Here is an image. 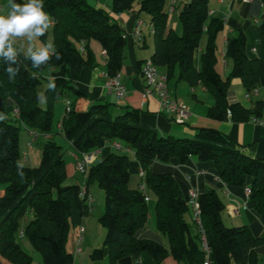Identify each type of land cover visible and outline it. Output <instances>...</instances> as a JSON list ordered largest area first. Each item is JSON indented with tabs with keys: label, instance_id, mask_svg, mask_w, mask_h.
<instances>
[{
	"label": "trees",
	"instance_id": "obj_1",
	"mask_svg": "<svg viewBox=\"0 0 264 264\" xmlns=\"http://www.w3.org/2000/svg\"><path fill=\"white\" fill-rule=\"evenodd\" d=\"M133 1L113 0L112 10H130ZM258 1L264 7V0ZM14 2L22 4L25 0ZM43 3L44 11L54 21L51 33L56 54L39 68L33 67L29 58L23 62L17 56L18 63L12 67L19 70L12 78L6 71L8 64L0 58V112L8 114L15 108L18 111L13 119L0 118V255L11 264H32L31 255L21 245L22 238L40 252L43 264H74L73 254L66 248L67 238L90 212L86 197L81 195L82 186L65 182L62 146L53 139L46 140L39 164H23L19 127L42 134L54 132L53 104L67 88L75 89L84 66L96 65L90 48L92 40L106 52L104 66L110 76L120 71L126 46V37L117 22L87 0ZM208 3L209 0L185 3L178 13L181 33L177 34L167 26L166 0H139L138 12L148 14L151 24L150 59L156 67L164 68L167 81L176 76L177 81L191 87L201 84L213 98L211 118L229 117L244 122L260 115L264 98L255 100L252 108L230 101V82L238 78L246 94L264 89V13L259 23L257 56L247 53L242 27H235V35L226 37L223 57H229L231 68L222 78L215 67L216 39L230 23L224 17L210 16ZM204 34L206 41L195 64L194 55ZM141 63L137 62L139 67ZM62 65L66 80L48 81L40 92L42 73ZM50 82L54 87H49ZM76 93L83 94L80 89ZM41 96L45 107L39 104ZM108 105L98 102L84 111L71 105L56 131L70 142L77 155L97 149L104 141L123 143L134 155L130 158L110 152L88 167L85 187L95 182L104 191V212L99 220L106 229L103 247L95 248L91 258H100L106 248L108 264H131L144 252L155 264L167 257L178 264H202L207 256L202 249L203 233L211 264H260L258 255L264 248V157L246 156L230 137L214 128H200L193 138L160 135L140 123L138 110L126 108L112 118ZM194 168L205 171L197 181L201 226L193 219L188 203L189 183L182 175ZM133 174L141 177L143 188L154 195L155 228L166 236L167 244L143 236L148 223L147 195L141 186H129ZM246 187L250 189L247 208L257 220L226 226L221 217L226 206L223 192L244 199ZM28 213L31 218L21 227ZM187 214H191V221Z\"/></svg>",
	"mask_w": 264,
	"mask_h": 264
},
{
	"label": "crops",
	"instance_id": "obj_2",
	"mask_svg": "<svg viewBox=\"0 0 264 264\" xmlns=\"http://www.w3.org/2000/svg\"><path fill=\"white\" fill-rule=\"evenodd\" d=\"M189 0H175L174 9L172 12H176L177 14L187 3ZM87 2L94 6L95 8H100L106 11L111 15V17L117 22L119 27L122 29L124 33H130L138 20H141L140 30L142 39L140 41L135 40L132 37L126 38V44L128 43L130 52H131V62L123 65L121 68L122 71H119V80L120 83L124 86L126 95L122 98L117 97L113 92L108 93L105 87V66L104 61L101 63L100 60H96L95 66H84L75 83V89H68L75 99L74 101L71 100V97L66 96L64 99V113H65V102L69 100L71 102L72 107L77 111H84L89 108L91 104L94 103H116L115 108L118 113L123 112L126 108H133L139 111V121L142 125L150 127L160 135H171L174 137H191L195 136V134L199 131L200 128H214L221 132L222 134L230 137L236 145V148L251 158L257 157H264V123H260L258 120H264V108L262 109L259 116H251L247 121L244 122H236L231 118L227 117L225 120H216L209 116L210 108L213 104L212 96L206 91V89L201 85L198 84L196 86H189L184 81H177L176 76L171 78L167 81V88L168 93L171 99L179 101L185 104L189 109V116L183 124L174 123L171 117L165 114L163 111L160 110L159 99L157 96L151 97H143L142 89L144 86L143 77L140 73V67L138 66V61H143L145 59L150 58V56L137 58L136 53L134 52L135 47H146L147 46V36L152 35L151 24L149 20V16L147 19L143 18L139 12L135 9L138 8V5L134 6L130 10L122 11L119 13H115L112 10L113 0H87ZM167 5H171V0L167 1ZM209 15L210 16H221L226 19V23L228 20L233 21L236 17V24L230 25L226 24L224 29L222 30L220 37L224 44V38L230 35H235L234 28L240 26L243 28L244 34L246 36V46L247 40L252 41L253 43H258V33H259V23L261 21V16L264 13V7L258 0H252L251 2L244 3L241 0H209ZM9 10V0H0V14H6ZM53 26V24H52ZM52 26L50 29L45 33V35L38 37L34 42H31L35 46H40L46 43L48 33L52 32ZM169 27V26H168ZM234 27V28H233ZM50 41H52V33L50 36ZM91 44V42H90ZM15 47L18 49V56L19 58L25 62L27 57V48L30 46V42L27 41L26 38L17 39L15 42ZM101 57L103 60L105 56L102 55V49L100 45H97ZM203 44L200 46L198 51L203 48ZM255 47V45L251 46V49ZM222 46V51H223ZM250 49V50H251ZM198 51L195 52L194 61L195 64L198 62ZM223 57V53H221ZM224 60V58H223ZM100 61V63H99ZM226 62V61H225ZM158 72L164 73L163 67H157ZM120 69V70H121ZM43 82H45V87L48 81H58L64 82L66 80L65 74V66H59L57 68H49L46 69L43 73ZM124 76V77H123ZM234 86H241L240 80L238 78H234L232 80ZM43 87V90L44 88ZM80 89L83 94H77L76 90ZM42 90V92H43ZM244 91V89L242 88ZM263 88H259L260 95L255 98L261 99L263 97ZM76 93V94H74ZM230 101H238L242 105L247 108H252L254 105V101L250 105L244 104L242 101V97L237 98V96L233 93L230 94L229 97ZM245 101H252V97L246 98L244 93ZM43 106V104H41ZM109 109V108H108ZM14 116L15 113L13 112ZM64 115V114H63ZM62 115V116H63ZM62 118V117H61ZM257 120V121H256ZM59 127V120L56 122V126L54 128V132L51 131L49 133H37L35 137L33 132L27 130L25 127V131L27 132V136H31V141L27 142L28 148L31 147L33 142H37L39 136L44 137L45 140L53 139L55 140V136L63 135L59 132H56ZM25 137V135H24ZM21 138V137H20ZM19 138V142H20ZM66 140V139H65ZM67 141V140H66ZM67 143L71 146L70 142ZM108 143L111 142L104 141L101 145H99L98 152L95 154L94 159L97 157L96 162L101 160L105 155L110 153L111 149L108 146ZM112 146V145H110ZM42 147V145H41ZM72 147V146H71ZM113 147V146H112ZM114 148V147H113ZM41 149V148H40ZM127 149V148H126ZM23 153H27L26 151ZM29 155V153H27ZM76 152L73 149V156H72V163L66 164V184L76 183L80 186L85 185L86 177H84L81 173L76 171L75 169V157ZM29 161V158L27 162ZM26 163V162H25ZM36 165L33 162L32 166ZM76 173L81 174V177L76 178ZM185 171L182 172L184 177ZM200 177V176H199ZM199 177L197 180H199ZM86 192L92 197V209H94L93 204L95 201L99 205L104 206V191L100 189L97 183L92 182L89 183L86 187ZM3 193V185L0 184V196ZM225 195V211L228 215L234 219L240 221L242 216L246 219L244 224H250L257 220V217L247 208L244 206L243 199L233 195L229 192H223ZM148 196V195H147ZM152 202L151 198L148 196L147 204L149 205ZM155 198L153 201V209H154ZM232 209L237 210V214H233ZM242 212L244 213H241ZM152 214L154 217V213L152 210ZM150 217L148 213V218ZM31 218V214L28 213L21 221V227L25 226L28 220ZM85 224H86V216L82 219L81 226L85 232ZM154 226H155V219H154ZM83 232V233H84ZM78 235L77 228L71 229V232L68 235V239L66 242V248L69 252L73 254L74 264H108L107 261V251L106 248H103V254L98 259L91 258V253L95 248L103 247L100 244H95L91 242L86 236H83L82 242L85 241L83 248L80 246V252H75V240ZM82 244V243H81ZM23 249L25 251L26 248L21 243ZM94 260L97 263H94ZM100 260V261H99ZM0 264H11L8 262L4 257L0 255ZM131 264H155L153 258L146 252L142 253L138 259L134 260ZM161 264H178L172 257L165 258Z\"/></svg>",
	"mask_w": 264,
	"mask_h": 264
},
{
	"label": "rangeland",
	"instance_id": "obj_3",
	"mask_svg": "<svg viewBox=\"0 0 264 264\" xmlns=\"http://www.w3.org/2000/svg\"><path fill=\"white\" fill-rule=\"evenodd\" d=\"M167 1H169V0H166V2ZM138 2H139V0H134L133 1V7L138 5ZM167 7H168V10H169V8H170L169 5H167ZM138 8H139V5H138ZM138 8L135 9L137 12H138ZM172 11L173 10L169 11L168 18H167V26H169L168 28L173 29L174 32L179 34V33H181V24H180V21H179V18H178V14L176 12H172ZM139 13H140V15L143 18L147 19L148 14H146L144 12H139ZM228 22L230 23V25L236 24V22H237L236 21V17L233 19V21L228 20ZM258 27H259V25H258ZM50 36H51V33H48L46 43H48L50 41ZM205 41H206V35L204 34L202 36V38H201L200 45H202V44L204 45ZM252 41H254V40L253 39L251 41L247 40L246 51H247V53L249 55L257 56L250 49H251L252 45H255L257 48H259V43H253ZM97 45H98V43L96 41L92 40L91 44H90V48H91L92 52L94 53V55L96 57V60L98 59L102 63L104 60H103V57H101L100 50H99ZM216 45H217V51H216L217 62H216V66L215 67H216V70L222 76V78H226L228 76L230 68H231V60L227 56L226 57H222L221 56L222 55L221 53H224L225 49L223 48V51H222V46L224 47V44H223V42L221 40L220 34L218 35V37L216 39ZM152 48H153L152 35H148L147 36V46L144 47V48L135 47L134 48V52L136 53V57L137 58L147 57V56H150L149 54L151 53ZM198 53H199V51H198ZM223 58H224V60H223ZM131 59H132L131 58V52H130V49H129V46H128V43H127L126 46L124 47V59H123L122 67H123V65H126V64L130 63L132 61ZM100 61H99V63H100ZM224 61H226V62L224 63ZM157 70H158V68H157ZM120 71H122V69ZM233 79L234 78H232L231 82H230V88H229L230 89V94L234 93L237 96V98L242 97L243 98L242 102L244 104H246V105H250L255 100L256 97H252V101L251 102H249V101L246 102L245 99H244V93L245 92L242 90V88L240 86H237V87L234 86V84L232 83ZM43 87H45V82H42V84L39 86L38 90L40 92H42ZM74 94H76V93H74ZM66 96L71 97L72 101L75 100V99H73L74 98L73 93H71L70 91L66 90L64 92V94H62V96L57 101H55V103L53 104V124H54L53 127L54 128L56 126V122L58 120L60 121L62 115L64 114V102L63 101H64ZM39 104L40 105L43 104L42 107H45V99L44 98H43V100L40 99ZM115 106H116V103H110L108 105V108H109L108 111H109V113H110L112 118H114L117 115L123 114V112H124L123 111V112L118 113V111H116L115 108H113ZM5 117L13 119L14 114H13V112H9L8 114L0 112V118H5ZM26 133L27 132L25 131L24 127L20 126L19 127V138L20 137L21 138H20V142H19V151H20L21 155L25 151L27 153H29V155H28L29 161L26 162V163L24 161H22V163L26 164L28 166H32L33 162H35L36 165H34V166H37L39 164V162H40V153H41V149L40 148H41V145L46 140L44 139V137L39 136L38 141L35 142V143L33 142L31 147L28 148L27 142L31 141L32 137L31 136H27ZM24 135H25V137H24ZM193 137L194 136L187 137V138H193ZM54 141L57 144L62 146L63 151H64L63 158L65 160V163L66 164H71L72 163V159H73L72 158V156H73V148L60 135L55 136V140ZM110 145L111 144L108 143L107 147H109L111 149L110 150L111 152H115V153H118V154H126L130 158L134 157L133 152H131L129 149H126L123 143H121L122 148H120V149H115V148H113ZM96 160H97V157L95 159H93V162H96ZM76 176H77L76 178H79V177H81V174L76 173ZM143 184H144V180L141 177H139L137 174H133L132 175L131 180H130V184H129L130 187L143 186ZM144 192L146 193V195H148L151 198L152 202L148 205V213H149L150 217L148 218L147 227L143 231V236L145 238L156 239V240H159L160 242H162L164 244H167L166 236L163 233L157 231L155 226H154V217H153V214H152L154 195L147 187L144 188ZM93 207H94V209L90 210L88 215H86V224H85V229L86 230L83 233V236H86V238L89 239L91 242H93L95 244H100V246H101L102 242H103V239H104V236H105V230L106 229L101 224L99 218L104 212V206L101 205L100 203L98 205L97 202L95 201V203L93 204ZM241 213H244V212H242V210H241ZM221 217H222L223 223L226 226H238V225L244 224V222H246V219L244 218V216H242L240 221H238L237 219H234V218L230 217L225 210L223 211ZM186 218H187L188 221H191V214H187ZM86 238H85V241L82 242V244H81L82 248L84 246V243L86 242ZM21 243L23 245H25L24 247L26 248L27 252L31 255L32 264H43L42 256H41L39 251L33 249L31 247V245L28 243V241L26 239H24V238L21 239ZM258 258H259V263L260 264H264V248L262 249L261 253L258 255ZM94 263H97V262L94 260Z\"/></svg>",
	"mask_w": 264,
	"mask_h": 264
},
{
	"label": "built area",
	"instance_id": "obj_4",
	"mask_svg": "<svg viewBox=\"0 0 264 264\" xmlns=\"http://www.w3.org/2000/svg\"><path fill=\"white\" fill-rule=\"evenodd\" d=\"M251 1L252 0H242V2H244V3H248ZM174 3H175V0H171V5L169 8V11L174 9ZM225 21H226V19H225ZM140 25H141V20H138L134 29L129 34L124 33V36L126 38H128L130 36V37L134 38L135 40L140 41L142 39ZM225 40H226V38H224V42H225ZM81 51H83V48H81ZM251 51L253 53H256V48L253 47L251 49ZM102 55L106 56V52L104 50H102ZM224 63H225V61H224ZM140 73H141V75L143 77V81H144V86L142 89L143 97L147 98V97H151V96H157L159 99L160 110L163 111L165 114L169 115L174 123L183 124L190 114L189 109L185 104L170 98L169 93H168V88H167L166 74L158 72L157 67L153 64V62L150 58L142 61L141 65H140ZM105 78H106L105 87H106V90L108 93L113 92L119 98H122L126 95L125 88L120 83V80H119V72L112 75V76L105 73ZM259 95H260L259 89H254L250 93H247V94L245 93L246 98L257 97ZM262 98H264V90H263V97ZM70 108H71V102L69 100H67L65 102V112H69ZM14 113L15 114L18 113L17 108L14 109ZM227 115L228 116L230 115L229 111H227ZM258 121L260 123H264V120H258ZM59 127H60V125H59ZM33 135L36 137L37 133L33 132ZM111 145L115 149L122 148L120 142H117V141L111 142ZM98 149H99V147L95 150L76 155V157H75V169H76V171L81 173L84 177H86L88 167L93 162L94 156L98 152ZM22 159L24 162H27L28 154L23 153ZM204 173H205L204 170L195 169V168L192 169L191 173H189V172L184 173V177H185L186 181L189 183V189H188L189 207H190V210L192 212L193 219L196 221V223L199 226H201V222H200V206L198 203L199 188H198V183H197L198 180L197 179L199 176H201ZM139 175L140 176L143 175L142 170L139 171ZM141 188L144 189L143 186H141ZM249 193H250V189L248 187H246L244 189V195H245V198L243 199L244 206H247L246 202H247V198L249 196ZM81 195L86 197V202L88 203L89 209L91 210L92 209V205H91L92 204V197L86 192L85 185L82 186ZM145 201H148V196H145ZM232 212H233V214H237L236 209H232ZM77 230H78V235H77V238L75 240L74 249H75V252L78 253L81 250L80 246H81V243L83 240L84 229L80 225L77 228ZM22 236H23V233H22V231H20L19 237H22ZM201 239H202V249L206 252V255H207L206 259L203 261L202 264H211V262L208 258L209 250H208V247H207V244L205 241V236L203 233L201 235Z\"/></svg>",
	"mask_w": 264,
	"mask_h": 264
},
{
	"label": "clouds",
	"instance_id": "obj_5",
	"mask_svg": "<svg viewBox=\"0 0 264 264\" xmlns=\"http://www.w3.org/2000/svg\"><path fill=\"white\" fill-rule=\"evenodd\" d=\"M53 23L52 18L44 11L43 0H25L22 4L9 0V10L6 14H0V58L8 64L6 71L9 78L14 77L19 70L12 67L18 63L19 52L14 46L17 39L26 38L30 42L27 58L31 60L33 67L39 68L50 60L51 55L56 54L51 41L38 47L31 43L45 35ZM49 87H54V84L50 82ZM43 98L41 96L39 99Z\"/></svg>",
	"mask_w": 264,
	"mask_h": 264
}]
</instances>
